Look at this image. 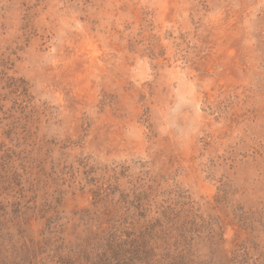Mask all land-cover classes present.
Listing matches in <instances>:
<instances>
[{
  "label": "rangeland",
  "instance_id": "rangeland-1",
  "mask_svg": "<svg viewBox=\"0 0 264 264\" xmlns=\"http://www.w3.org/2000/svg\"><path fill=\"white\" fill-rule=\"evenodd\" d=\"M139 186L180 264H264V0H0V264H106Z\"/></svg>",
  "mask_w": 264,
  "mask_h": 264
},
{
  "label": "trees",
  "instance_id": "trees-1",
  "mask_svg": "<svg viewBox=\"0 0 264 264\" xmlns=\"http://www.w3.org/2000/svg\"><path fill=\"white\" fill-rule=\"evenodd\" d=\"M151 190L139 186L130 196L124 195V213L118 214L115 219L119 220L111 223L107 246L101 254L106 264H174L176 261L180 264L183 260L169 255L173 247L170 242L177 229L176 216L169 208L157 207L160 210L157 211L152 207L157 201ZM153 212L158 215H152Z\"/></svg>",
  "mask_w": 264,
  "mask_h": 264
}]
</instances>
